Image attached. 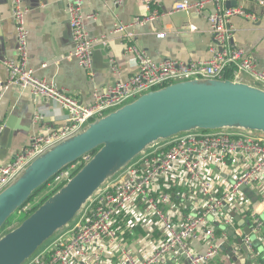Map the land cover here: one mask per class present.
Listing matches in <instances>:
<instances>
[{
    "label": "built area",
    "instance_id": "1",
    "mask_svg": "<svg viewBox=\"0 0 264 264\" xmlns=\"http://www.w3.org/2000/svg\"><path fill=\"white\" fill-rule=\"evenodd\" d=\"M142 1L150 11L148 15L132 23H118L113 29V33L123 36L127 52L135 57L138 71L127 80L109 85L105 91H94L93 101L85 104L57 83L39 77L29 67L26 24L29 9L22 0H10L17 30L18 57L4 61L9 72L4 87L16 86L21 91H29L36 97L54 101L67 112L62 126L49 127L46 132L33 135L10 163L0 164V190L51 146L75 134L95 118L149 91L194 78L246 82L244 76H249L252 84L264 89V67H260L244 48L234 45V28L230 22L235 15L256 20L254 11L241 4L227 7L226 3L231 0L176 2L170 13L187 11L202 15L209 3L215 5V10L206 14L214 37L212 56L204 61L172 58L155 61L136 44L133 27L162 15L153 5L155 0ZM250 1L264 7V0ZM66 3L74 45L66 57L75 58L80 66L91 71L94 47L99 43L106 45L107 37H90L86 18L92 15L87 16L83 11L85 0H66ZM190 29L196 27L191 25ZM158 35L164 37L165 33ZM40 119L42 115H35V121ZM238 154L251 163L249 168L239 170L234 166L229 169ZM79 165L77 161L58 173L48 184V190L70 179ZM230 177L235 179L233 183H227ZM263 180L264 133L211 130L176 136L146 151L106 182L86 203L80 216L27 264H166L171 255H182L179 250L185 253L187 264H209L226 244V241L218 243L217 232H222L220 237L226 238L229 236L226 228L236 231L231 211L251 218L250 200L241 187ZM260 200L264 203V197ZM28 206L24 209L30 208ZM252 223L253 234L264 226L256 216ZM239 236L252 249L253 235L243 232ZM198 241L205 246L194 247ZM133 242L139 245L140 255L132 248Z\"/></svg>",
    "mask_w": 264,
    "mask_h": 264
},
{
    "label": "crops",
    "instance_id": "2",
    "mask_svg": "<svg viewBox=\"0 0 264 264\" xmlns=\"http://www.w3.org/2000/svg\"><path fill=\"white\" fill-rule=\"evenodd\" d=\"M22 1L29 9L26 14L29 67L39 77L57 83L82 103H91L94 91H105L109 85L118 80H127L138 71V64L134 55L127 52L123 36L113 33V29L118 23H132L148 15L150 11L142 0H85L83 11L87 16L92 15L86 18L90 37L105 36L108 40L106 45L99 43L94 47L92 73L80 66L75 58L66 57L74 46L66 0ZM178 1L181 0H155L153 5L162 16L133 27L136 44L155 61L168 58L182 61L209 59L214 37L206 14L215 10V5L209 3L202 15L187 11L170 13ZM238 4L254 11L257 18L252 20L240 15L231 17L233 43L244 48L260 67H264V7L250 0H242ZM191 25L196 29L191 30ZM161 32L165 33L164 37L158 35ZM17 57V30L11 2L0 0V164L10 163L33 135L44 133L49 127H60L66 122L67 111L54 101L36 97L16 86L4 87L9 79L4 61ZM244 78L247 83H253L249 76ZM35 115H42L43 119L35 121ZM4 127L8 130L4 131ZM233 163L229 169L235 166L243 170L251 164L242 154H238ZM251 192L254 193L251 198L247 195L251 218L247 219L244 214L241 216L251 223L255 216L264 222V203H260L261 197H264V180L253 183ZM246 225H240L235 219L236 231L232 229L239 236L245 232ZM221 234L217 232L218 243L226 241L233 249H221L209 264H261L247 256L235 238L230 235L222 238ZM252 235L255 236L253 240L263 237L264 226L260 232ZM131 246L140 255L139 245L133 242ZM202 246H205L202 241L194 243L196 248ZM166 264H187V261L181 254H174Z\"/></svg>",
    "mask_w": 264,
    "mask_h": 264
},
{
    "label": "water",
    "instance_id": "3",
    "mask_svg": "<svg viewBox=\"0 0 264 264\" xmlns=\"http://www.w3.org/2000/svg\"><path fill=\"white\" fill-rule=\"evenodd\" d=\"M237 5L236 0L226 3ZM211 130L264 133V89L231 79L183 80L149 91L85 124L33 159L0 190V264L30 262L80 216L97 190L146 151L191 131ZM82 158L86 161L70 179L3 233L9 219L38 189ZM253 194L250 190L249 197ZM231 214L240 225L247 224L244 233L252 236L250 220L235 211ZM225 230L247 256L264 264L263 238H256L251 249L233 229ZM226 248L233 249L228 243L222 247Z\"/></svg>",
    "mask_w": 264,
    "mask_h": 264
},
{
    "label": "trees",
    "instance_id": "4",
    "mask_svg": "<svg viewBox=\"0 0 264 264\" xmlns=\"http://www.w3.org/2000/svg\"><path fill=\"white\" fill-rule=\"evenodd\" d=\"M86 161V159L85 158H82V159H80L78 162H79V167L84 163ZM52 181V180H51ZM50 181V182H51ZM49 182V183H50ZM48 184H46V185H44L43 187H41L40 189H38L33 195H32V197L28 200V202L23 206V208H21L20 210H22L23 211V213H26V216L31 212V211H33L34 209H36L43 201H45L53 192H55L60 186H58L57 188H55L54 190H48V186H47ZM46 187V189H47V193H45V196H43L41 199H38V195H39V192H40V190H42L43 188H45ZM30 203H33V205L30 207V208H28L27 210H25L24 209V207H26V206H28V205H30ZM25 216V217H26ZM12 223L10 222H8L5 226H4V228H3V230L6 228V227H8L9 225H11ZM220 232V231H219Z\"/></svg>",
    "mask_w": 264,
    "mask_h": 264
},
{
    "label": "rangeland",
    "instance_id": "5",
    "mask_svg": "<svg viewBox=\"0 0 264 264\" xmlns=\"http://www.w3.org/2000/svg\"><path fill=\"white\" fill-rule=\"evenodd\" d=\"M235 181V179L233 177H230L227 181V183H233ZM52 182V181H51ZM50 184V183H48ZM48 186V185H47ZM251 190V185L244 191L245 195L249 194V191ZM45 193H47V189L46 187L43 188L42 190H40L39 195H38V199H41L43 196H45ZM33 205V203H30V205L28 207H31ZM26 216V213H23L22 210L18 211L17 213H15L10 219H9V223L11 222L12 224L9 225L8 227H6L3 230V233L7 232L11 227L16 226L18 222H20L21 220H23V218Z\"/></svg>",
    "mask_w": 264,
    "mask_h": 264
}]
</instances>
